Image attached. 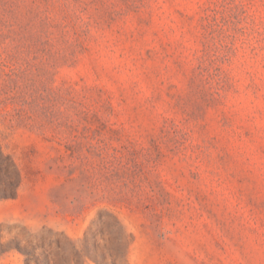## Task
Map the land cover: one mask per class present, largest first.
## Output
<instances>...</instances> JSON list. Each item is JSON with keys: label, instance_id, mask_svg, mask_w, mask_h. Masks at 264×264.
Segmentation results:
<instances>
[{"label": "rangeland", "instance_id": "374dc122", "mask_svg": "<svg viewBox=\"0 0 264 264\" xmlns=\"http://www.w3.org/2000/svg\"><path fill=\"white\" fill-rule=\"evenodd\" d=\"M0 264H264V0H0Z\"/></svg>", "mask_w": 264, "mask_h": 264}]
</instances>
